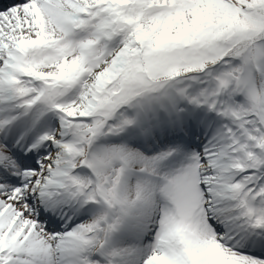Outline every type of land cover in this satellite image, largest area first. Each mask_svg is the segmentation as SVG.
Returning a JSON list of instances; mask_svg holds the SVG:
<instances>
[{"label": "snow or ice", "instance_id": "6c2138e0", "mask_svg": "<svg viewBox=\"0 0 264 264\" xmlns=\"http://www.w3.org/2000/svg\"><path fill=\"white\" fill-rule=\"evenodd\" d=\"M0 264H264V0H0Z\"/></svg>", "mask_w": 264, "mask_h": 264}]
</instances>
